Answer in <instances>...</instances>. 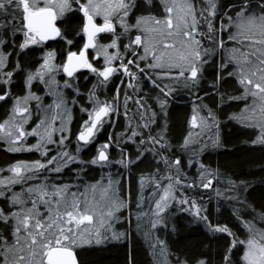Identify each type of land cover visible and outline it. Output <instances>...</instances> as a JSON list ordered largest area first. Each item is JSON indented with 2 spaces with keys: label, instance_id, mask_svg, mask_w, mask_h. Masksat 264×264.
<instances>
[{
  "label": "snow or ice",
  "instance_id": "snow-or-ice-1",
  "mask_svg": "<svg viewBox=\"0 0 264 264\" xmlns=\"http://www.w3.org/2000/svg\"><path fill=\"white\" fill-rule=\"evenodd\" d=\"M154 7H162L161 16L153 13ZM138 11L142 14L136 15ZM73 12L82 13L83 22L78 32L70 28L62 29L57 24L58 19L64 23V18ZM97 17H103V22L97 23ZM130 19H134L135 23H130ZM17 20L20 21L19 27L14 24ZM118 28L122 30L117 31ZM9 29L11 35L6 36L5 30ZM133 30L137 34L129 35ZM16 32H23L24 35L18 45L13 40ZM102 33L111 34L109 43L99 42ZM70 35L81 38L82 44L75 45L69 39ZM56 37H60L69 46L61 64L55 63L56 52L53 49L42 53V63L35 70L23 68L17 58L11 69L5 71L8 58L16 54L14 51H3L10 40L14 49L25 50L31 46L44 45ZM121 37L127 38L128 43L122 44ZM205 42L210 46H205ZM111 48L115 51L110 52ZM90 50L97 62L103 57L100 67L89 58ZM218 52L226 56V60L222 58L220 71L225 72L229 65H233L232 71H227L226 75L237 77L243 88L240 96L229 95L227 99L247 100L251 97L252 100L251 104L245 103L239 113H233L231 118L258 128L259 134L250 143L264 146V0H233L226 5L221 0H159L158 5L153 0H143V5L138 0H0V86H3L0 87V101L13 100L10 114L0 122V141L8 145L9 151L35 149L42 157L34 161H16L9 164L7 169L0 168V197H4L8 205L7 211L0 207V222L4 225L0 229V264H79L77 247L103 244L109 238L128 239L126 232L110 231L112 220L119 218L116 214L129 206L128 201L119 196V180H113L111 173L108 174L106 184L102 177L96 183L84 185L83 192L72 191L74 187L79 189L80 185L50 183L48 176H40L42 172H59L75 161L82 165H111L109 149L115 142L110 137L97 146L96 155L90 161H84L80 152L82 148L94 143L105 125L111 124L121 114V104L123 115L128 118L126 131L130 135L127 139L135 140L139 149L136 160H140L145 153H151L164 164L163 172L156 168L147 177L154 185V210L151 213L154 218L150 220V231L144 233L161 246L162 264H170L166 242L152 236L150 232L157 225L167 227L165 217L173 201L188 205L187 209L182 210L192 211L194 217L204 221L210 231L228 235L222 264H264V228L259 227L260 223H264V213L259 214L258 221L248 220L240 214L239 208L233 209L247 230L245 238L241 239L227 224H213L209 221L208 216L202 214V205L194 198L189 199L186 194L183 198L177 197V191L183 192L185 186L194 188L196 183L193 180L192 184H187L189 178L181 167V156L168 155L171 143L168 140L167 120L162 125L157 124V112L146 103L147 93L143 97L130 96L126 90L121 100V89L117 87L111 97L101 98L96 94L97 87L108 84L117 74L129 77L127 89L139 90L143 76L154 88L160 90L155 102L160 112L166 115L167 97L172 95L174 89L163 81L182 79L185 88L195 89L203 76L204 65ZM141 64L144 66L141 67ZM81 69L95 73L97 84L88 93L92 107L89 109L81 106V111L87 113L88 118L83 120L76 134L77 147L70 151L67 142L71 129L66 125L72 117L67 107L68 101L61 90V81L56 77L63 72L75 81ZM21 73H24L27 89L23 96L11 92L14 74ZM221 79L223 77L218 75L213 82L215 88L218 89ZM33 81L43 82L46 89L51 91L56 98L52 104L43 105L42 98L31 91ZM62 87H72L69 79L63 80ZM76 92L79 93V88H76ZM217 95L223 102L226 94L217 91ZM31 100L37 102L35 113L29 104ZM130 101L139 112L138 120L143 122H137L135 127L132 126L133 117L129 116ZM72 103L77 101L73 99ZM198 107L194 106L192 125H196L199 119L202 128L210 124L218 127L213 111L208 109L207 116H204L196 110ZM61 109L62 114L59 111ZM29 121L34 126L26 130ZM119 135L124 136L125 133ZM28 136H34L35 143L27 144ZM218 142L219 136L213 140V146ZM193 143H199L201 153L207 146L193 139L190 131L180 145L181 155ZM50 145L54 146V154ZM116 146L119 148L118 143ZM193 156L196 159L189 158L187 165H199V187L211 188L218 171L204 165L195 150ZM117 163L129 167L134 161L121 149ZM6 170L10 175H2ZM82 171L83 168L77 169L78 176ZM34 179L40 182L27 183ZM144 180L142 175L141 192ZM228 183L232 191L237 188L246 191L250 186V182L243 180H229ZM17 184L25 186L20 191H12L8 196L9 190ZM216 192L217 195H223L219 189ZM229 199L238 200L239 195ZM140 201L143 202L142 195ZM243 204L252 207L246 199ZM143 215L148 213H137V219ZM5 231L8 235H5ZM156 244L151 245L154 250ZM129 264H134L131 255ZM176 264H189V260L178 256ZM192 264L209 262L201 258L193 260Z\"/></svg>",
  "mask_w": 264,
  "mask_h": 264
},
{
  "label": "trees",
  "instance_id": "trees-1",
  "mask_svg": "<svg viewBox=\"0 0 264 264\" xmlns=\"http://www.w3.org/2000/svg\"><path fill=\"white\" fill-rule=\"evenodd\" d=\"M138 2L143 5V0H138ZM231 2H233V0H221V3L224 5ZM153 3L158 5L159 0H153ZM152 11L155 15H162V7H154ZM140 14H142L140 11L136 13V15ZM143 14L146 15L147 13ZM81 17L82 13L73 12L64 18V23H61V28H70L72 31L78 32L83 22ZM129 22L135 23V20L130 19ZM121 30L120 28L117 29V31ZM135 34H137L136 30H133L129 35L134 36ZM226 38L225 36V39ZM69 39H72L75 45H79V37L70 35ZM108 40L109 37L106 36L101 40V43H106ZM121 42L122 44H127L128 40L125 37H121ZM61 44L59 45L58 53L62 63L64 52L69 46L66 45V43ZM205 46L210 45L205 42ZM228 46L231 47V44ZM121 51H123V48H121ZM222 58L226 60L225 54L218 52L204 65L203 76L195 89L185 88L182 79L179 81L165 79L163 81L164 84H168L174 89L172 95L167 97L168 105L166 115L160 112L159 105L155 102V97L160 95V90L154 88L143 76L140 79L139 90L134 91L132 89H127L126 85L129 77L117 74L108 84L97 87L96 94L101 96V98L104 96L111 97L115 94L114 90L117 87L121 89V100H123V94L126 90L130 96L139 95L143 97L145 93H147L146 103L157 112V124L162 125L165 119L167 120L168 140L171 143L168 155H180L181 167L189 178L187 184H192L193 180L196 183V187L194 188L185 186L183 192L177 191V197L183 198L186 194L189 199L194 198L197 203L202 205L204 209L202 214H206L209 221L213 224H227L241 239H244L247 230L237 219L233 209L239 208L240 214L248 220L258 221L259 214L264 213V146L250 143L251 140L255 139L259 131L258 128L231 118L233 113H239L242 107L241 105L245 100L227 99L229 95L240 96L243 92V88L239 85L237 77H229L226 75L227 71H232V65H229L225 72L220 71ZM143 66L144 65L141 64V67ZM218 75L222 76L223 79L220 80L217 89L213 86V82ZM86 78L85 76H80L78 81L75 80V87L73 88L74 93H68L69 97L76 94L77 101V103L71 105L75 117L71 123L72 137L69 143L74 141L77 142L76 134L83 120L88 118L87 113L80 112V104L89 106V109L92 107V104L87 103V97L93 85L97 84V79L92 80L90 78L87 80ZM153 78L156 77L154 76ZM121 81H124V84H121ZM157 82H160L159 79ZM20 86L21 78L18 83V87ZM76 88H79V93L76 92ZM217 91L226 94L223 102H221L220 97L217 95ZM194 106H199L196 110L204 116H207V110L211 109L216 117L218 127L210 124L209 127L203 128L204 137L202 136L199 141L207 146L202 153L199 152V143H193L187 149H184L181 155L182 150L180 145L183 143L184 138L188 136ZM128 109L129 116L133 117L132 126L135 127L137 122L142 124L143 122L138 120L139 112L131 101L128 104ZM123 111L124 108L121 104V114L114 118L111 124H106L104 130H102L98 136L97 145L109 140V137L115 142L109 149L110 158L112 160L111 165L93 167L88 164H70L68 168H66L67 175H65V178L66 181L70 182L78 181L82 183V186L85 183L88 184L91 181H97L102 177L107 179L109 173H111L113 180H119L118 189L121 191L120 194L122 197L128 201L129 206L122 210L124 219L117 225L120 227V229L118 228L120 232L127 233L128 239H112L106 240L105 243L99 245L92 244L77 247L76 256L79 264H129V255H131L134 264H157L154 251H157L161 246L158 245L155 250L153 249L151 246L152 243H150L147 237H144L143 230L137 227L138 224H141V219L136 221L133 217V212L136 211H134V205L136 203L137 194L141 193V176L143 175L145 180L150 182L147 177L152 174L156 168H160L163 172L164 164L158 157L153 156L151 153H145L140 160H136L139 149L136 146L137 142L135 140L127 139L130 132L126 131L128 127V118L123 115ZM122 132L125 133L124 136L119 135ZM153 134H155V132H153ZM217 136H219V142L213 146L212 142ZM117 143L119 144V148L116 146ZM82 149L80 156L84 161H87V152L84 153L85 150L82 151ZM121 149H124L126 155L134 161L129 167L117 163L120 159ZM194 150L199 160L202 161L204 165L210 170L218 171V176L213 180L212 187L209 189L199 187V165L195 163L191 166L187 165L189 158L193 160L196 159V157L193 156ZM6 157H8V155L0 150V163L4 159H7ZM81 168H83V171L79 173L78 176L77 169ZM229 180L248 181L250 182V186L246 191L240 188L232 191L230 190L231 185L228 183ZM151 185L152 183L148 186ZM216 189H219L223 195H217ZM144 190L147 191L146 188H144ZM146 191H143V193H146ZM237 194L239 195L238 200L229 199V197L236 196ZM245 199L252 207H247L243 204ZM187 208L188 205H181L178 201H173L172 206L167 210V215L165 217L167 227H164V230L170 228L169 224L171 223L169 220L171 218H173L175 222L177 220L180 228L183 229L178 238V240L182 239L183 241L177 245L180 251L177 250L175 246L174 250L173 248L170 249L171 252H169L171 254L168 252V255L173 261H176L178 256L187 258L189 264H192L193 260L201 258L206 259L209 264H222L224 249L227 247L229 241L228 235L210 231L204 221L197 220L194 217L192 211L182 210ZM259 227L264 228V223H260ZM3 228L4 225L0 222V229ZM5 235H8L7 231H5Z\"/></svg>",
  "mask_w": 264,
  "mask_h": 264
},
{
  "label": "flooded vegetation",
  "instance_id": "flooded-vegetation-1",
  "mask_svg": "<svg viewBox=\"0 0 264 264\" xmlns=\"http://www.w3.org/2000/svg\"><path fill=\"white\" fill-rule=\"evenodd\" d=\"M17 16H19V13H17ZM96 20H97V23H102L103 22V19L101 17H97ZM14 24H15L16 27H19L20 26V21L17 20V21L14 22ZM57 24H58V26L61 27L60 19L57 20ZM5 35L6 36L11 35V30L10 29L9 30H5ZM106 36L109 37V40L107 42V43H109L110 39H111V34H108V33L100 34L99 42L101 43V40L104 37H106ZM23 39H24L23 32H16L15 36L13 37V40L15 41L16 45L21 43L23 41ZM84 39H86V37H84ZM82 42L83 41L80 38L79 45L82 44ZM59 43L61 44V43H65V42L60 37H56V38H53V39H49L48 41H46L44 43V45L31 46L30 49L20 50L18 48L14 49L13 46H12V41L10 40L8 42V47H5L3 49V51H5V52L14 51L18 55L14 54V55H12V56H10L8 58V63H7V66L5 68V71L11 69L13 61H15L17 58H19L20 63H21L23 68L35 70L36 68L39 67V64L42 63V59H41L42 53L45 52V51H48V50H53V49L56 52V59H55L56 63L61 64L60 56H59V53H58L59 52V45H60ZM93 55H94L93 51L90 50L89 58L93 59ZM93 63H95L97 67H100L103 64V57L99 58L98 62H97V60L93 59ZM23 75H24V73H21L19 75L14 74V76L12 78L13 82L11 84V92L13 94H15V95L23 96L27 92V89H26V86H25V82H24V79H23ZM80 76L87 77L86 78L87 80L90 79V78L92 80L97 79L96 74L92 73L88 69H83V70H81V71H79L77 73V78H76L77 81H78ZM20 78H21V86L18 87V83H19V79ZM57 79L59 81H61V90L63 91L64 96H65V98L67 100L66 93L68 92V88L62 87V82L65 79H69V80H71V79L68 78L66 76V74L63 73V72H60L58 74V78ZM0 87H3V86H0ZM31 91L42 98L43 105L52 104L53 101L56 99L52 95V93L48 89H46L45 84L43 82H41V81H33ZM68 98L70 99V102L73 101V98H71L69 96H68ZM12 104H13V100L12 99H7L6 101H0V122H3L5 119H7L8 115L10 114ZM29 104L31 106L32 111L35 113L36 112V108H37V102L35 100H31L29 102ZM69 104H71V103H69ZM67 106H68V104H67ZM80 106H83V105L80 104ZM79 109H80L81 113H84V112L81 111V107ZM59 111L62 114L63 109H61ZM71 112H72V120H73V118L75 117V114H74V110H72V108H71ZM35 119H36V116L34 115L33 116V120H35ZM72 120H71V123H72ZM31 126H34V125H33L32 121H29V124L26 125V130H30ZM70 129H71V134H72L71 126H70ZM98 136H99V134H98ZM71 137L72 136L70 135L69 140L71 139ZM34 139H35L34 136H29L26 139V143L27 144H32ZM69 140L67 142L69 144V150L70 151L71 150L74 151L75 148L77 147V142L74 141L72 143H69ZM97 141H98V137H97V139H96V141L94 143H92V144H90V145H88V146H86L85 148L82 149V151L85 150L84 153L87 152V157H86L87 161H90L91 158L96 155V150H97V146H98L97 145V143H98ZM50 147L53 148V154H54V151H55L54 146L50 145ZM0 150L3 153H5L6 155H8V157H6L7 159H4L0 163V168L7 169V166L9 164H13L16 161H21V160L22 161H34V160H37V159H42L41 153L38 150H35V149H33L31 151H16V152L9 151V147L4 141H0ZM71 164L72 165H78V164L82 165L79 161H75V162H73ZM88 165H91V164H88ZM68 166L63 168L59 172H42L40 174V176H41V178H43L44 176H48L49 180H50V183L55 182V181H57V183L65 182L66 181L65 175H67L66 168H68ZM91 166L96 167L98 165H91ZM2 175L8 176V175H10V173L6 170ZM39 182H40L39 180H35L34 179V180H29L27 183L28 184H38ZM24 186L25 185H20V184L15 185L14 188L9 190L8 196L11 195L12 191H20L21 188L24 187ZM0 207H4L6 210L8 209V205H7L6 199L4 197H0Z\"/></svg>",
  "mask_w": 264,
  "mask_h": 264
},
{
  "label": "rangeland",
  "instance_id": "rangeland-1",
  "mask_svg": "<svg viewBox=\"0 0 264 264\" xmlns=\"http://www.w3.org/2000/svg\"><path fill=\"white\" fill-rule=\"evenodd\" d=\"M156 16H158V15H156ZM161 16V15H160ZM159 17V16H158ZM102 19H103V17H101ZM107 43V42H106ZM105 43V44H106ZM109 51L110 52H112V51H115V49L114 48H111V49H109ZM55 63H56V61H55ZM56 64H58V63H56ZM231 68H233V65L231 66ZM232 70V69H231ZM59 74V73H58ZM56 78H58V75H57V77ZM58 80V79H57ZM70 81V84H72V87H68V92L66 93V95H67V101H68V109L70 110V112H71V105L72 104H74V103H72V102H70V99L68 98V96H69V94H72V93H74V91H73V88L75 87V85H74V81H71V80H69ZM72 90V91H71ZM51 92V91H50ZM69 93V94H68ZM71 98H73V99H75L76 100V94H73L72 96H71ZM88 98V97H87ZM69 103H71V104H69ZM87 103H89V104H92V102L88 99V101H87ZM245 103H248V104H251L252 103V100H251V97H249L247 100H245V102H243V104L241 105L242 107H241V109L244 107V104ZM84 108H88L89 106H83ZM240 109V110H241ZM240 112V111H239ZM63 113V112H62ZM49 115H51V113H49ZM71 117H72V112H71ZM71 120H72V118H71ZM57 124H59V121H57ZM67 127H69L70 128V126H71V122L70 123H68L67 125H66ZM259 130V129H258ZM192 132L193 133V139H196V140H201V138H202V136L204 137V131H203V128L201 127V125H200V122H199V119H198V123L196 124V125H192V123L190 122V130H189V132ZM259 134V131H258V133H257V135ZM58 135V134H57ZM256 135V136H257ZM29 137V136H28ZM27 137V138H28ZM70 137V136H69ZM35 138V137H34ZM256 138V137H255ZM35 140H36V138L34 139V141H33V143H35ZM197 144V143H196ZM98 166H100V165H98ZM108 179V178H107ZM107 179L105 178L104 180H103V183L104 184H106L107 183ZM101 180V178L99 179V180H97V181H100ZM97 181H91V182H89L88 184H93V183H96ZM53 183H55V184H73V185H80L81 187L79 188V189H77V188H73L72 189V191H80V192H83L84 191V185H87V183H85V184H83V186H82V183H80V182H70V181H65V182H62V183H57V181H55V182H53ZM199 183H200V180H199ZM149 184H151L150 182H148V181H146V180H144V188H146L147 189V191L146 190H144V188H143V191H146V193H143V192H141V193H139V194H137V198H136V203H135V209H134V211L135 212H133L134 213V218H135V220L137 221L138 219H137V213H148V215H143V216H141L140 217V219H141V221H140V225H139V229L141 230H143V234L145 233V232H149L150 231V220L151 219H153L154 217H152V215H151V213H152V211L154 210V202H153V199L154 198H152V192H153V188H154V185L152 184L151 186H148ZM118 191H119V189H118ZM121 193V191H119V196L123 199V200H125L124 199V197H122V195L120 194ZM148 194V195H147ZM141 195L143 196V202L141 203V201H140V197H141ZM155 198H158V197H155ZM97 199H99V193L97 192ZM127 201V200H126ZM172 204H173V202H172ZM172 204L169 206V208L172 206ZM168 208V209H169ZM123 209H125V208H122V209H120V211L116 214L119 218L118 219H113L112 220V228L110 229V231H115V232H117V233H120V227L117 225L118 223H120V222H122L123 221V219H124V215L122 214V210ZM167 209V210H168ZM169 222L171 223V224H169L170 225V228L169 229H167V230H164V227L165 226H163V225H157V227L155 228V229H151V232H150V234L152 235V236H154V237H159V239H161V240H164L165 242H166V245H167V249H168V252L170 251V249L171 248H173V250H174V247L177 249V250H179L178 249V247H177V245L179 244V243H181L183 240L182 239H180V240H178V238H179V235L182 233V230L183 229H181L180 228V226H179V224L177 223V220H176V222L174 221V219L173 218H171L170 220H169ZM173 225L175 226V229H173ZM119 228V229H118ZM186 228V227H185ZM105 235H108V233H105ZM144 237H146L145 236V234H144ZM149 241H150V243H152V244H156V241H155V239H149V238H147ZM10 240H11V236H10ZM107 240H112L111 238H109V239H107ZM82 246H84V245H82ZM81 247V246H80ZM156 247H158V244H156ZM160 249L161 248H158V250L157 251H154L155 252V255H156V260H157V264H162V262H163V257H161V255H160ZM180 251V250H179ZM171 252V251H170ZM169 252V253H170ZM171 254V253H170ZM167 260L170 262V264H176V261L174 260H172L171 258H170V256L168 255L167 256Z\"/></svg>",
  "mask_w": 264,
  "mask_h": 264
},
{
  "label": "water",
  "instance_id": "water-1",
  "mask_svg": "<svg viewBox=\"0 0 264 264\" xmlns=\"http://www.w3.org/2000/svg\"><path fill=\"white\" fill-rule=\"evenodd\" d=\"M52 39H53V38H52ZM81 70H82V69H81ZM81 70H79V71H81ZM79 71H78V72H79Z\"/></svg>",
  "mask_w": 264,
  "mask_h": 264
}]
</instances>
